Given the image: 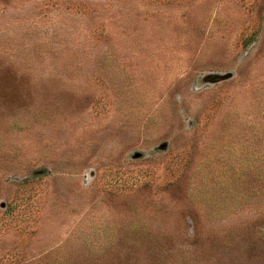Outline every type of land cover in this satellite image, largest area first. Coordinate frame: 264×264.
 Segmentation results:
<instances>
[{
	"label": "rangeland",
	"instance_id": "1",
	"mask_svg": "<svg viewBox=\"0 0 264 264\" xmlns=\"http://www.w3.org/2000/svg\"><path fill=\"white\" fill-rule=\"evenodd\" d=\"M0 264H264V0H0Z\"/></svg>",
	"mask_w": 264,
	"mask_h": 264
}]
</instances>
